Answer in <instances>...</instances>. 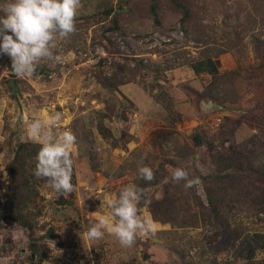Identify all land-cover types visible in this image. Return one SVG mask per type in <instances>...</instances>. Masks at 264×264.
I'll return each instance as SVG.
<instances>
[{
	"label": "rangeland",
	"instance_id": "374dc122",
	"mask_svg": "<svg viewBox=\"0 0 264 264\" xmlns=\"http://www.w3.org/2000/svg\"><path fill=\"white\" fill-rule=\"evenodd\" d=\"M122 1L109 3L116 6ZM221 1L223 14L212 20L207 16L189 35L175 23L180 14L166 0H159L161 28L153 25L149 15L150 0H135V5L127 6L131 11L121 14L118 25L125 34L103 33L110 18L102 14L80 20L75 34L57 41L62 62L42 61L31 78L14 75L8 59L0 57V264H238L230 252H215V245L210 244L212 233L200 228L174 229L157 223L154 236L138 238L131 248L121 247L107 233L99 240L84 236L88 226L110 211L107 200L133 185L141 161L167 176L177 167L184 168L190 178L202 182L213 172L207 143L219 150L223 130L232 132L223 142L226 149L252 137L264 152V67L259 66L252 42L253 37L264 39V0ZM90 2L82 0L78 15L88 14ZM199 15L193 18L198 20ZM140 33L144 37H138ZM215 53L219 71L234 78V108L239 112L223 111L195 95L194 90L204 89L210 78L195 76L190 65ZM99 74L125 81L116 92L121 101L126 100L121 109L125 119L104 121L125 142L123 149L112 148L95 128L106 95L97 84ZM18 95L23 100L21 107L17 106ZM57 112L62 119L55 131L70 130L77 138L73 151L76 190L67 195L70 204L60 207L55 192L46 185L40 188L37 206L42 215L36 234L44 236L49 252L30 261L27 234L9 227L1 212L7 193L9 136L15 132L16 140H29L28 123ZM86 130L93 133L92 143L84 137ZM198 139L199 144L195 143ZM85 150L96 156V171ZM202 186L194 189L203 199ZM155 197L159 199L160 193ZM140 214L151 218L147 208L140 209ZM242 214L236 224L246 233L264 232L261 220ZM257 257L264 258V253Z\"/></svg>",
	"mask_w": 264,
	"mask_h": 264
},
{
	"label": "trees",
	"instance_id": "16d2710c",
	"mask_svg": "<svg viewBox=\"0 0 264 264\" xmlns=\"http://www.w3.org/2000/svg\"><path fill=\"white\" fill-rule=\"evenodd\" d=\"M166 1L173 10L179 12L180 17L174 21L179 23L186 35L194 34L193 27L207 16L208 20H212L223 14L221 0ZM5 2L7 0H0V4ZM129 5H135V0H124L116 3V6L109 3V0H91L86 6L88 14L77 15L76 23L102 14L104 18H110L108 20L110 25L103 26V33L118 31L125 34L120 30L118 22L121 14L131 11L130 7L127 8ZM99 7H101L100 12L97 9ZM159 7V0H150L149 15L153 25L161 28ZM198 13L200 14L199 19L196 20L193 17ZM0 15H3L2 11ZM137 35L144 37L142 33ZM103 39H106L104 35ZM252 42L259 66L264 67V39L253 37ZM217 55L218 53L204 56L190 65L195 76L208 75L210 78V82L205 84L204 89L194 90L195 95L207 99L213 105L221 106L223 111L239 112L241 109L234 108L236 106L234 105L236 94L232 83L234 78L229 72L219 71L218 63L215 61ZM0 57L7 58V66L11 68L10 57L3 53H0ZM103 62V60L100 61L101 64ZM115 76L109 77L103 74L97 76V84L106 90V95L102 97L104 107L95 128L100 137L112 148L123 149L125 142L116 138L111 129L104 124L105 120L125 119L121 109L125 107L124 101L126 100L121 101L116 96L118 87L125 81L122 78L117 80ZM16 100L17 106L21 107L22 97L18 95ZM16 135L13 132L9 136L10 159L7 166V193L1 205V212L9 227L23 230L27 234L28 259L33 261L49 252L48 246L43 242L44 236L36 234L40 227L39 218L42 215L41 208L37 206L40 188L46 185L47 181L34 175L36 157L41 144L29 140H16ZM219 135L221 138L219 150L212 142L207 143L213 172L202 178L203 199L197 195L194 188L185 190L183 182L175 184L171 182V175L167 176L164 172L154 171L155 179L151 182L145 181L140 175L134 178L133 185L142 189L144 193V199L138 207L139 209L147 208L156 223L169 224L174 229L200 228L210 231L212 233L210 244L213 242L215 245L212 246L214 251L217 253L230 252L233 262L264 264V258L257 257L259 252L264 253V232L246 233L240 224H236V217L239 213H244L242 215L246 218H256L264 223V152L257 148L252 137L240 144H230L229 149H226L223 142L232 135V132L226 134L223 130ZM84 137L88 143L93 142L92 131L86 130ZM250 145L256 147L251 148ZM84 154L92 170L96 171L98 169L96 156L90 150H85ZM72 182L75 186L74 165ZM156 192L160 193L159 199L155 197ZM56 197L55 202L58 206L64 207L70 204L67 196L56 194ZM184 203L186 206H183Z\"/></svg>",
	"mask_w": 264,
	"mask_h": 264
},
{
	"label": "clouds",
	"instance_id": "9594fccd",
	"mask_svg": "<svg viewBox=\"0 0 264 264\" xmlns=\"http://www.w3.org/2000/svg\"><path fill=\"white\" fill-rule=\"evenodd\" d=\"M81 7L82 0H7L0 5L3 12L0 15V53L10 57L11 71L19 78H31L42 61L62 62L57 41L67 40L76 33V17ZM61 119L59 112L35 117L28 123L26 135L41 144L34 175L44 178L46 186L57 195L67 196L76 190L72 179L77 138L70 130L55 131ZM138 172L145 181L155 179L153 169L143 166L142 161ZM171 182H183L185 190L198 188L202 183L199 178H190L189 172L181 167L172 171ZM143 199V190L136 185L124 187L117 197L107 200L110 211L88 226L84 236L99 240L107 233L123 248L133 247L138 238L154 236L156 221L140 214L138 205Z\"/></svg>",
	"mask_w": 264,
	"mask_h": 264
},
{
	"label": "water",
	"instance_id": "95a60500",
	"mask_svg": "<svg viewBox=\"0 0 264 264\" xmlns=\"http://www.w3.org/2000/svg\"><path fill=\"white\" fill-rule=\"evenodd\" d=\"M221 109V107H219ZM197 143L199 144V139L197 140Z\"/></svg>",
	"mask_w": 264,
	"mask_h": 264
}]
</instances>
